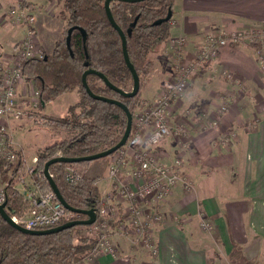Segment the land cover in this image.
<instances>
[{
	"label": "crops",
	"instance_id": "crops-1",
	"mask_svg": "<svg viewBox=\"0 0 264 264\" xmlns=\"http://www.w3.org/2000/svg\"><path fill=\"white\" fill-rule=\"evenodd\" d=\"M3 16L0 24L9 28L10 36H21L23 27ZM173 19L176 25L171 27L170 37L186 36L185 57L193 59L207 32L264 23V0H174ZM4 49L0 43V63L12 65L17 50L13 45L8 46V52ZM152 57L153 69L141 88L145 102L176 74L174 55L163 44ZM24 87L22 83L19 95L26 102ZM78 99L79 92L74 103ZM224 104L228 107L221 114ZM172 106L179 118L187 114L183 120L188 133L182 139L173 135L159 148L167 151L168 155H163L166 160L180 150L184 172L193 186L188 189L180 182L158 204L163 219L154 233L157 253L137 239L121 202L117 205L120 219L113 223L117 255L93 252L83 264H225L221 258L233 264H264V70L259 67L255 48L249 44L221 47ZM217 117L218 125L213 126L212 120ZM9 130L16 143L13 119L9 120ZM98 186L101 197L111 190L107 175ZM201 216L214 224L212 236L206 234L214 243L194 232ZM215 255L219 258L211 263Z\"/></svg>",
	"mask_w": 264,
	"mask_h": 264
},
{
	"label": "trees",
	"instance_id": "trees-1",
	"mask_svg": "<svg viewBox=\"0 0 264 264\" xmlns=\"http://www.w3.org/2000/svg\"><path fill=\"white\" fill-rule=\"evenodd\" d=\"M173 6L174 0L111 1L115 21L126 32L129 57L140 76L141 88L145 77L152 71V53L157 52L170 37L169 23L173 15L160 24H155V21L166 17L169 11L173 13ZM63 11L68 15L64 38L55 43L52 52H45L42 57L30 59L23 65L25 78L36 83L41 107L64 93L75 89L79 91L78 103L70 107L71 116L52 120L72 129L74 135L47 146L39 154L37 168L40 171L44 170L49 159L56 156L80 157L109 149L121 140L125 132L127 115L124 108L94 99L87 92L82 81L87 68L104 73L113 84L125 91H131L134 86L133 74L125 62L122 38L107 16L105 0H63ZM135 21L131 34H128L127 30ZM73 26L83 27L87 39L84 44L82 32L74 28L71 53L66 36ZM86 79L94 93L119 99L133 114L142 101L141 88L136 95L127 96L111 89L95 73L89 74ZM77 108H80L79 112ZM108 156L50 166L53 179L71 207L93 209L98 213L101 199L98 182L104 178L110 164ZM81 165L85 166L81 180L75 185L68 183L64 177L65 168ZM42 178L45 181L44 175ZM48 183L45 182V185L49 186ZM23 205L20 195L15 194L8 199L6 211L11 214L16 207L23 210L27 207ZM71 212L74 213L72 219L88 217ZM80 227L76 225L59 232L31 234L10 225L0 214V264H80L94 251L97 242L89 237H76L75 232Z\"/></svg>",
	"mask_w": 264,
	"mask_h": 264
},
{
	"label": "built area",
	"instance_id": "built-area-1",
	"mask_svg": "<svg viewBox=\"0 0 264 264\" xmlns=\"http://www.w3.org/2000/svg\"><path fill=\"white\" fill-rule=\"evenodd\" d=\"M9 13L14 23L25 27V32L16 51L19 61L8 66L0 63V204L7 203L9 199V193L2 184L1 166L12 164L18 158V151L9 130V120L23 115L25 105L19 95V87L25 79L23 62L43 56L41 51L39 52L34 27L35 13L25 6L11 8ZM231 32H208L194 58L188 63H185L183 52L188 38L179 36L171 39L169 48L174 55L176 79L149 102H143L144 104L136 109L130 136L126 144L116 151L119 154L107 168L111 190L101 197L97 219L91 225L99 236L93 252L117 255L118 250L112 235L113 223L120 219L117 205H122L123 202V209L129 215L128 223L137 239L153 253H157L154 233L156 226L163 219L162 213L157 209L158 204L164 201L180 182L188 189L193 186L184 172L185 162L181 154L166 160L164 156L158 158L153 151H156L158 145L168 136L174 135L179 129L184 130L183 127L172 126L169 121L172 104L181 99L189 80L217 55L222 46L245 42L258 44L256 53L264 70V26L240 28ZM224 73L230 77V73ZM36 93L39 94L38 90ZM227 107L226 104L222 105L220 113L223 114ZM219 120L220 117L212 120V125L217 126ZM37 165L38 157H34L32 163L26 166L25 175L17 177V183L23 186L19 192L26 200L27 207L20 213L12 211L9 214L11 219L28 229H49L73 220L74 213L60 202L50 186L45 185L42 178L44 170L40 171ZM64 177L68 183L75 185L81 180L82 174L74 167L67 166ZM15 193L16 191L13 192ZM202 227L213 230L214 224L211 220L203 219ZM84 260L80 264H83Z\"/></svg>",
	"mask_w": 264,
	"mask_h": 264
},
{
	"label": "rangeland",
	"instance_id": "rangeland-1",
	"mask_svg": "<svg viewBox=\"0 0 264 264\" xmlns=\"http://www.w3.org/2000/svg\"><path fill=\"white\" fill-rule=\"evenodd\" d=\"M17 6H25L29 10L33 11V13H35V10L37 11L38 14L35 13L36 20L34 22V27L36 29L37 39L39 42V47H38L39 52L41 51V53L43 55L45 54V52H49L52 50V48L54 46V42L58 38H59V40H62L64 38V36H65L64 29H65V26L67 23V16L68 15H67V13H65L63 11V0H31V1H29V0H0V15H4L2 17V19L5 18V20H9L10 22H12L13 25L23 27V29H24L23 34H21V36L19 35L18 38H15V37L10 36L8 27L2 26V23L0 24V43L5 48L4 49L5 52H8V46H10V45H13L14 49L17 50L18 47L20 46V43H21L23 36H24L25 27L23 25L14 23L13 19L11 18V15L9 13V9L15 8ZM169 25L171 27L176 25L173 17L170 20ZM257 26H264V23H261L258 25H253L251 27H241V29L252 28V27H257ZM220 29L222 32L226 31V32L232 33L231 31L239 30L240 28H235L233 30H227L224 28H220ZM211 31H213V30H211ZM7 34H8V37H7ZM171 39L172 38L169 37L163 43L164 49L165 48L167 50L170 49L169 46L171 44L170 43ZM12 40H13V42H12ZM241 44H249V45L253 46L255 48V50H257V48H258V44H250L247 42L241 43ZM225 46H227V45H225ZM157 51H159V49ZM183 52H184V49H183ZM10 56L11 55H9V57ZM13 57L11 58V60L13 59ZM185 60H186L185 63H188V61H190L192 59L190 57V58H186ZM17 61H19V57H18V54L16 52L15 59L12 62V65L14 63H16ZM25 62L26 61H24L23 64ZM172 62H173V60H172ZM259 67L261 68L260 63H259ZM87 69H94V68H87ZM152 69H153V66H152ZM23 73H24V70H23ZM197 74H194V76L192 78H194ZM25 76L26 75L24 74V78H25ZM147 76L145 78H147ZM175 76L171 79V81L169 83H172L173 81H175V79H176ZM191 79L189 80V82L191 81ZM98 83L100 85H102V82L99 81ZM24 84H25V87H24L22 92L25 95V97L23 99H25L26 102L24 101L22 103L23 105H25V106H23V115L19 118L13 119L14 138H15L16 143L18 144L17 145L16 143H14V146H15L16 150L18 151V158L12 164H8L6 166H3V165L1 166V179H2L3 186H5V188L7 189L8 193H9V199H11V197H14L15 194H18L21 197V202H23L24 205H27L26 200L23 198V195L21 194V192H19V191H22L23 186H22V184L17 183V177H19L21 174L25 175L26 166L28 164L32 163L35 155H37V157H39V154L42 153L47 146H49L55 142H59L62 139L70 138L71 136L74 135V132L72 129H70L69 127H63L59 124H56L52 120L63 117V116H69L70 107L72 105H75L76 103H78V102H76V103H74V102L77 99V93L79 91H78V89H75L74 92L70 91V92L64 93V94L60 95L58 98H56L55 100L51 101V103L48 104L46 107H45V105L43 107H41V106H39L40 105L39 104L40 103L39 94L36 93L38 88L36 86L35 81L34 80H28L25 78ZM188 85H189V83H188ZM152 88H153V86H151V90H152ZM143 102H145V101H143V100L141 101L139 106L136 108L137 110L139 109L140 105L144 104ZM146 102H149V101H146ZM172 107H171V112L168 116L169 121L172 123V126L177 125L179 127H183V129H184V130L179 129L177 131V133H173V134L175 135L176 138H179V139L185 138L186 134L188 133L187 125L184 122L185 117H187V114L183 113L181 116L182 117V119H181V118H179V114L174 113V108H172ZM141 108H143V107H141ZM136 109H135V111H136ZM79 111H80V108H77V112H79ZM70 116H71V114H70ZM170 137H174V136L171 134L165 140L169 141ZM178 141L183 142V140H178ZM160 145H158L156 151L153 150L158 158H160L161 156H163L165 154L168 155L166 153L167 151H165V153H164L161 150V148H159ZM165 146H167V145H165ZM179 152H180V150H179ZM179 152H177V154H175V156L178 155ZM118 154H119V152H114L113 154L108 156V158H107L108 162H111L114 158L117 157ZM4 167H6L5 170H4ZM72 167H74L76 170H78L81 174L83 172V169H85V166H82V165L81 166H72ZM105 175H107V169H106ZM43 182L48 183V180L46 177H45V181L43 180ZM49 186H50V184H49ZM14 191H16L15 194H13ZM21 211H22V209H20L19 207H16V209H14V213H20ZM203 219L210 220L207 217L201 216V219L199 218L194 224V228H193L194 232L198 237L203 238L205 236V237H207V239L211 243H214L213 238L206 236V234H210V236H212V234L215 232V229H213V230L204 229L202 227ZM75 234H76V237H79V236L89 237L92 239H96V241H98V238H99L97 231L91 225H81V227L75 232ZM112 235H113V232H112ZM114 244H115V242H114ZM95 246H96V244H95ZM115 246H116V244H115ZM116 248H117V246H116ZM216 258L218 259L219 257H217L215 255L213 257V259L210 258L211 263L213 261L215 262ZM219 260L220 261L222 260L221 262L224 261L225 264H231L232 263V261H228L227 259H224V258H221Z\"/></svg>",
	"mask_w": 264,
	"mask_h": 264
},
{
	"label": "water",
	"instance_id": "water-1",
	"mask_svg": "<svg viewBox=\"0 0 264 264\" xmlns=\"http://www.w3.org/2000/svg\"><path fill=\"white\" fill-rule=\"evenodd\" d=\"M111 1L112 0H105V9H106V13L107 16L110 20V22L112 23V25L114 26V28L119 32L121 38H122V47H123V54H124V58H125V62L127 67L130 69V71L133 74L134 77V86L133 89L131 91H125L119 87H117L115 84H113L108 78L107 76L96 70V69H86L82 75V81L83 84L87 90V92L89 93V95L91 97H93L94 99H98V100H102L105 102H109V103H113L116 105H119L120 107L124 108V110L126 111V115H127V125L125 128V132L121 138V140L114 146L110 147L109 149H106L104 151L98 152V153H94V154H90V155H86V156H80V157H64L62 155L60 156H56L53 157L51 159H49L45 165H44V175L47 178L51 189L55 192V194L57 195V198L60 200V202L68 209V210H72L75 212H79L81 214H86L88 217L85 219H73V220H68L62 224H60L59 226L53 227V228H49V229H28L25 228L21 225L16 224L10 217L9 213L6 211V206L7 203H3L0 204V214L3 217V219L9 223L10 225L16 227L17 229L23 231V232H27V233H31V234H49V233H53V232H59L62 231L64 229L67 228H71L73 226L76 225H92L96 219H97V212L93 209H77V208H73L71 207L68 202L66 201V199L64 198V196L62 195L59 186L57 185V183L55 182V180L52 177V174L50 172V166L53 163H62V162H81V161H91V160H95V159H99L108 155L113 154L114 152H116L119 148H121L122 146H124L130 136V131H131V127H132V122H133V113L129 110L128 106L123 103L122 101H120L119 99L116 98H111L108 96H104V95H99V94H95L91 88L89 87L88 83H87V76L89 74L95 73L97 74L99 77H101L102 81L108 85L111 89H113L114 91L122 94V95H127V96H134L136 95L141 87V81H140V76L137 73L136 69L134 68L131 59L129 57V52H128V46H127V35L126 32L118 25V23L115 21V18L111 12ZM119 1H124V2H140L143 0H119ZM173 13L172 11H169V13L167 14L166 17L158 19L157 21H155V24H160L163 21H168L171 17H172ZM136 24V21L132 23V25L130 26V28L127 30L128 34H131L132 32V27ZM74 28H78L82 34H83V39H84V44L86 42L87 39V33L86 30L83 27L80 26H73L70 27L68 29V33L66 36V41H67V45L72 53V48H71V34L74 30ZM88 63L86 62V65Z\"/></svg>",
	"mask_w": 264,
	"mask_h": 264
}]
</instances>
